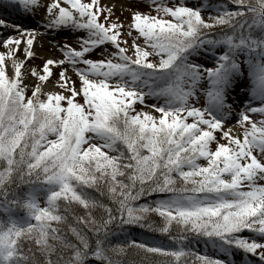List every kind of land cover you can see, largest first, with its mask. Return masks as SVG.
Masks as SVG:
<instances>
[{
  "label": "snow or ice",
  "instance_id": "snow-or-ice-1",
  "mask_svg": "<svg viewBox=\"0 0 264 264\" xmlns=\"http://www.w3.org/2000/svg\"><path fill=\"white\" fill-rule=\"evenodd\" d=\"M116 7L0 0V264H264V0Z\"/></svg>",
  "mask_w": 264,
  "mask_h": 264
},
{
  "label": "rangeland",
  "instance_id": "rangeland-1",
  "mask_svg": "<svg viewBox=\"0 0 264 264\" xmlns=\"http://www.w3.org/2000/svg\"><path fill=\"white\" fill-rule=\"evenodd\" d=\"M136 1H140V0H111V2H113V3H115L117 5L116 10H115V15L119 16V19L124 22L125 30L127 29V24H125V22L127 23V19L126 18L128 16V13L125 11L123 13V15H121L120 5L122 3L125 4V6H127V4L130 3L133 8H137L138 10H141V11H148L149 10L150 4H151V0L150 1L142 0V2H144L142 5L135 4ZM196 1L199 2V0H196ZM102 2L103 3H107V2H110V0H102ZM167 2L170 5L177 3L176 0H167ZM42 15H43V9H41L39 11V13H37L36 15H32V17H34V19L39 21L40 17ZM205 19H207V18H205ZM76 35H82V33H76ZM45 37H46V42H45L46 43L45 44L46 52L50 53V50L52 49L53 50L51 52L52 56H60L61 55L59 48H54L52 46L51 41L53 39L58 41V42H60L62 44V43L65 42V39L67 38L68 43L74 44V38H73V35L71 34L70 30H65V31H60V32H53V33H51L50 36H45ZM108 48H109V51H111V46H108ZM0 50H2V49H0ZM100 53H101V48L97 47V49L91 53V56L94 59H99V58H101ZM45 58H48V57L37 56L36 58L28 61V63H30L31 65L39 66V65L42 64V61ZM54 71H58V70L54 69ZM73 79H75V76H73ZM199 103H200V106H203L204 100H203L202 97H201ZM231 123H232V121H230V124ZM237 259H238L237 261L239 262V257L238 256H237Z\"/></svg>",
  "mask_w": 264,
  "mask_h": 264
},
{
  "label": "trees",
  "instance_id": "trees-1",
  "mask_svg": "<svg viewBox=\"0 0 264 264\" xmlns=\"http://www.w3.org/2000/svg\"><path fill=\"white\" fill-rule=\"evenodd\" d=\"M191 1L194 0H189L187 3L191 4ZM232 6V5H230ZM204 17L208 18L207 16V12L204 13ZM94 195L99 196L98 193H94ZM101 199L104 200V202H107V197H102ZM78 212L82 213L81 209H77ZM150 219L155 222V223H159V217L156 215H151ZM128 237L132 238V239H137V240H141V241H153V242H159V243H164L167 244L169 243V241L167 240L166 236H162L159 233H152L147 229H142L139 226H130L127 232ZM72 237L69 236V239H71ZM125 238L123 235L121 236H113L112 237V243H117V242H124ZM145 255L144 253L138 252L136 249L134 248H128L126 253L124 254L123 257H121V259L123 260L124 264H128V262L131 261H139L141 259V257ZM237 259V257H236ZM238 260V259H237Z\"/></svg>",
  "mask_w": 264,
  "mask_h": 264
},
{
  "label": "bare ground",
  "instance_id": "bare-ground-1",
  "mask_svg": "<svg viewBox=\"0 0 264 264\" xmlns=\"http://www.w3.org/2000/svg\"><path fill=\"white\" fill-rule=\"evenodd\" d=\"M46 42V37H44L43 38V40L41 41V42H38L36 45H35V52H36V56H35V58L37 57V56H43V57H51L52 56V49L50 50V53H47L46 52V46H45V43ZM19 55H21L22 56V53H18ZM32 59H34V58H32ZM32 59H30V60H32ZM29 60V61H30ZM230 121L231 120H229V123H230Z\"/></svg>",
  "mask_w": 264,
  "mask_h": 264
}]
</instances>
